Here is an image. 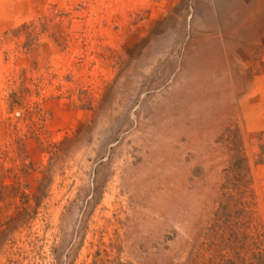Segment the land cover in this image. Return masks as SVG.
Returning <instances> with one entry per match:
<instances>
[{"label": "rangeland", "instance_id": "1", "mask_svg": "<svg viewBox=\"0 0 264 264\" xmlns=\"http://www.w3.org/2000/svg\"><path fill=\"white\" fill-rule=\"evenodd\" d=\"M246 235L258 264L264 0H0V264H224Z\"/></svg>", "mask_w": 264, "mask_h": 264}, {"label": "trees", "instance_id": "2", "mask_svg": "<svg viewBox=\"0 0 264 264\" xmlns=\"http://www.w3.org/2000/svg\"><path fill=\"white\" fill-rule=\"evenodd\" d=\"M262 232V231H261ZM239 236H241V235H239ZM251 235H246L245 237H243V239L245 240V242H248L247 244H245L243 241H242V239H241V241H240V244L237 246V249H236V251H234V253H233V255L232 256H234L235 258H227V260H226V262L225 263H227V264H238L237 262V258H239L241 255H240V253H239V249H240V247L239 246H248V245H250V240H251V237H250ZM250 239V240H249ZM253 240V239H252ZM263 258L264 257H261V255H259V257H258V260H259V262H258V264H261L262 263V261H263ZM224 263V264H225Z\"/></svg>", "mask_w": 264, "mask_h": 264}]
</instances>
